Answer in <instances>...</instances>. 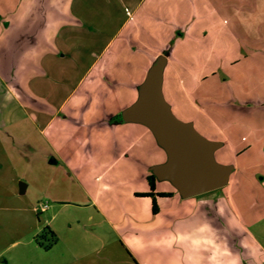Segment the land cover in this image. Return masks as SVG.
Returning a JSON list of instances; mask_svg holds the SVG:
<instances>
[{"label": "crops", "instance_id": "obj_1", "mask_svg": "<svg viewBox=\"0 0 264 264\" xmlns=\"http://www.w3.org/2000/svg\"><path fill=\"white\" fill-rule=\"evenodd\" d=\"M155 66L231 165L223 186L185 196L154 174L167 153L126 113ZM0 144L31 160L33 210L56 207L31 230L54 233L46 250L75 212L58 264H264V0H0Z\"/></svg>", "mask_w": 264, "mask_h": 264}, {"label": "water", "instance_id": "obj_2", "mask_svg": "<svg viewBox=\"0 0 264 264\" xmlns=\"http://www.w3.org/2000/svg\"><path fill=\"white\" fill-rule=\"evenodd\" d=\"M128 116L147 124L167 153V161L153 168L159 179H169L185 196L216 189L228 180L231 165L215 161L217 144L207 141L190 123L171 112L160 89L159 66L152 68L139 100Z\"/></svg>", "mask_w": 264, "mask_h": 264}, {"label": "rangeland", "instance_id": "obj_3", "mask_svg": "<svg viewBox=\"0 0 264 264\" xmlns=\"http://www.w3.org/2000/svg\"><path fill=\"white\" fill-rule=\"evenodd\" d=\"M126 14L129 15V12L126 11ZM177 32L176 29L173 34L177 35L179 33ZM168 44L172 45L170 42ZM170 110L172 114L179 116L173 106ZM4 151L6 152L5 146L0 144V251H2L5 258L12 257L10 264H58L61 261L63 248L68 246L71 248L78 247L79 244L77 231H75V234H70L67 233L65 227H62V212H65L64 214L69 213L71 216H74L75 212L70 205H65L64 209L61 210L62 212L58 213L55 222L61 223V229H58L60 234L59 243L51 249L49 248L50 250H46L45 248L49 247L48 242H52L51 237L48 239L40 233L39 235L33 234L31 230L33 231L35 225L43 227L45 219L50 217V213L55 211L56 207L49 209L47 212L33 210L34 205L38 206L36 202L41 199L39 197H41L43 185L38 182L34 186L31 185L29 191L20 192V182L26 183V179L31 180L33 178L28 174L30 171L26 167L29 166L27 163H30L31 160L24 157V165L20 160H13L14 165L18 166L15 168L13 163L7 159ZM23 153L28 156L30 154ZM33 187L35 190L31 189ZM34 198H37L36 202L33 200ZM40 201L43 203L45 200L41 199ZM249 209L247 208L248 212H250ZM45 227H47L46 224ZM28 232H30L28 235L23 236ZM69 259L71 262L72 256ZM3 260L4 258L0 257V264H5ZM78 262H73V264Z\"/></svg>", "mask_w": 264, "mask_h": 264}, {"label": "trees", "instance_id": "obj_4", "mask_svg": "<svg viewBox=\"0 0 264 264\" xmlns=\"http://www.w3.org/2000/svg\"><path fill=\"white\" fill-rule=\"evenodd\" d=\"M148 182H149V185H150V189L152 191L154 189V182H153V177L152 176L148 178ZM160 195L163 196V195H166V194L165 193H160ZM153 209L155 211V202H154V200H153ZM47 231L50 232L51 239H52V242H53L55 240L54 233L52 231L48 230V229H47Z\"/></svg>", "mask_w": 264, "mask_h": 264}, {"label": "built area", "instance_id": "obj_5", "mask_svg": "<svg viewBox=\"0 0 264 264\" xmlns=\"http://www.w3.org/2000/svg\"><path fill=\"white\" fill-rule=\"evenodd\" d=\"M47 207V205L46 204H44L43 206H42V209H44V208H46Z\"/></svg>", "mask_w": 264, "mask_h": 264}]
</instances>
